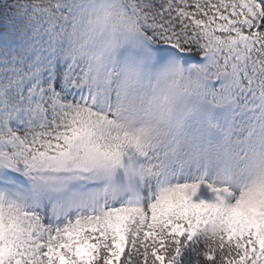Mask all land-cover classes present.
<instances>
[{
	"label": "snow or ice",
	"instance_id": "obj_1",
	"mask_svg": "<svg viewBox=\"0 0 264 264\" xmlns=\"http://www.w3.org/2000/svg\"><path fill=\"white\" fill-rule=\"evenodd\" d=\"M0 264H264V0H0Z\"/></svg>",
	"mask_w": 264,
	"mask_h": 264
}]
</instances>
